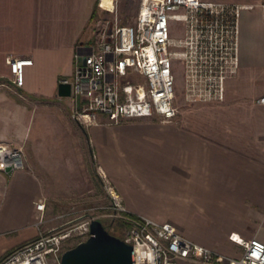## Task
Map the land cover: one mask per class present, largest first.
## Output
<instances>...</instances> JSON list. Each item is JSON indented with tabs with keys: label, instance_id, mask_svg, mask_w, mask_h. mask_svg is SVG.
Listing matches in <instances>:
<instances>
[{
	"label": "crops",
	"instance_id": "crops-1",
	"mask_svg": "<svg viewBox=\"0 0 264 264\" xmlns=\"http://www.w3.org/2000/svg\"><path fill=\"white\" fill-rule=\"evenodd\" d=\"M200 1L240 7L238 66L222 100L182 97L172 119L107 123L99 116L82 125L56 91L92 38L98 0H0V143L20 149L23 161L11 175L0 171L1 256L35 238V202L45 203L46 217L57 190L77 189L86 148L130 213L168 221L229 257L241 254L231 233L264 243V0ZM7 57L32 61L21 86L12 83ZM60 168L72 176L61 188Z\"/></svg>",
	"mask_w": 264,
	"mask_h": 264
},
{
	"label": "built area",
	"instance_id": "built-area-1",
	"mask_svg": "<svg viewBox=\"0 0 264 264\" xmlns=\"http://www.w3.org/2000/svg\"><path fill=\"white\" fill-rule=\"evenodd\" d=\"M117 0H98L114 7ZM239 6L200 0H140L132 24H102L94 44L78 47L69 79L72 118L82 125L179 113L175 95L176 70L181 69L182 97L187 102L222 100L227 77L238 66ZM181 35L172 37L173 24ZM264 59V43H263ZM30 59L7 57L12 83L21 86ZM264 104V97L259 98ZM23 168L20 149L0 143V171L11 175ZM111 203L97 216H83L58 227L47 222L45 203L39 212L35 238L0 258V264H60V253L71 239L85 240L91 220L116 224V233L132 246L133 264H264V243L231 233L241 247L239 257L221 255L182 236L168 221L130 213L114 188L104 181ZM83 238V239H80Z\"/></svg>",
	"mask_w": 264,
	"mask_h": 264
},
{
	"label": "rangeland",
	"instance_id": "rangeland-1",
	"mask_svg": "<svg viewBox=\"0 0 264 264\" xmlns=\"http://www.w3.org/2000/svg\"><path fill=\"white\" fill-rule=\"evenodd\" d=\"M139 2L140 0H117L114 7H102L98 4L95 8V12L90 23V36L92 38L85 44H94L95 40L93 36L95 35L97 28L102 24H132L137 14ZM173 27L174 29L172 30V37L177 38L181 35V28L179 27L178 23H174ZM175 73V95L176 102L177 104H179L182 99L183 91L181 69L177 68ZM62 101H68V99L62 98ZM78 131L83 137L84 134L82 130ZM86 153V155H88L84 166L86 171H83L81 175H78L79 183H77V189L57 190V192L59 193L57 194L59 202L48 201V213L45 217L47 219V222L41 225L42 229L58 227L64 225L69 221H72L73 219H79L83 216L100 215L101 213L105 212V208L110 205L111 199L109 197V194L107 193L103 181L96 173V167L94 166V163L91 162V158L88 154L87 148ZM84 172H87L88 174L86 173V175H84ZM55 176L59 181V184L58 181L56 183L58 184V186H60V188L62 186H65L64 182L66 180L68 182V178L72 177L69 173L66 174L65 169L62 168H60ZM96 220L101 222L108 233L112 235L114 233L117 234L115 231L116 224L111 225L110 220L104 218H98ZM78 240L79 239L69 240L65 243V248L75 245ZM6 254L7 253H5V255ZM1 257L3 256L0 255V258Z\"/></svg>",
	"mask_w": 264,
	"mask_h": 264
},
{
	"label": "water",
	"instance_id": "water-1",
	"mask_svg": "<svg viewBox=\"0 0 264 264\" xmlns=\"http://www.w3.org/2000/svg\"><path fill=\"white\" fill-rule=\"evenodd\" d=\"M69 95L70 84L61 81L56 96ZM89 232L85 240L66 247L60 253V264H133L132 246L108 233L100 221L91 220Z\"/></svg>",
	"mask_w": 264,
	"mask_h": 264
},
{
	"label": "trees",
	"instance_id": "trees-1",
	"mask_svg": "<svg viewBox=\"0 0 264 264\" xmlns=\"http://www.w3.org/2000/svg\"><path fill=\"white\" fill-rule=\"evenodd\" d=\"M97 5H98V2H96V4H95V6H94V10H93V13H92V16H91V18H93V15H94V12H95V8L97 7ZM114 236H118L117 234H113Z\"/></svg>",
	"mask_w": 264,
	"mask_h": 264
},
{
	"label": "bare ground",
	"instance_id": "bare-ground-1",
	"mask_svg": "<svg viewBox=\"0 0 264 264\" xmlns=\"http://www.w3.org/2000/svg\"><path fill=\"white\" fill-rule=\"evenodd\" d=\"M106 1V0H105Z\"/></svg>",
	"mask_w": 264,
	"mask_h": 264
}]
</instances>
